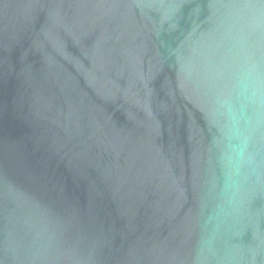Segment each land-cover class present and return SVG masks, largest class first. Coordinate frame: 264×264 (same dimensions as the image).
Segmentation results:
<instances>
[{
	"label": "water",
	"instance_id": "water-1",
	"mask_svg": "<svg viewBox=\"0 0 264 264\" xmlns=\"http://www.w3.org/2000/svg\"><path fill=\"white\" fill-rule=\"evenodd\" d=\"M253 16L264 0H0V264H264V167L226 196L216 111Z\"/></svg>",
	"mask_w": 264,
	"mask_h": 264
},
{
	"label": "clouds",
	"instance_id": "clouds-1",
	"mask_svg": "<svg viewBox=\"0 0 264 264\" xmlns=\"http://www.w3.org/2000/svg\"><path fill=\"white\" fill-rule=\"evenodd\" d=\"M264 33V18L253 16L237 25L219 76L216 98L220 123V160L225 173L224 192L235 197L247 176L257 167L264 146V37L255 44L251 34Z\"/></svg>",
	"mask_w": 264,
	"mask_h": 264
}]
</instances>
